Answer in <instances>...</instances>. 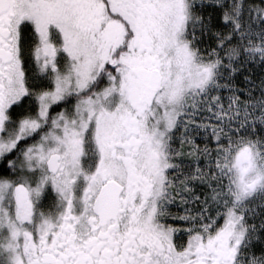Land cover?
Here are the masks:
<instances>
[{"label":"snow or ice","instance_id":"snow-or-ice-1","mask_svg":"<svg viewBox=\"0 0 264 264\" xmlns=\"http://www.w3.org/2000/svg\"><path fill=\"white\" fill-rule=\"evenodd\" d=\"M0 264H264V0H0Z\"/></svg>","mask_w":264,"mask_h":264}]
</instances>
